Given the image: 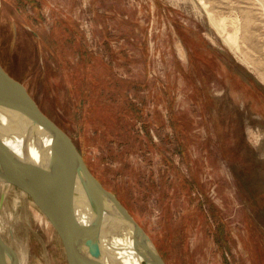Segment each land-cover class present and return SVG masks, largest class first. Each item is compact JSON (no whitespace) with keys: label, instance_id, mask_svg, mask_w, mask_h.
<instances>
[{"label":"rangeland","instance_id":"obj_1","mask_svg":"<svg viewBox=\"0 0 264 264\" xmlns=\"http://www.w3.org/2000/svg\"><path fill=\"white\" fill-rule=\"evenodd\" d=\"M0 60L167 264H264V0H0ZM1 191L0 259L68 264Z\"/></svg>","mask_w":264,"mask_h":264},{"label":"water","instance_id":"obj_2","mask_svg":"<svg viewBox=\"0 0 264 264\" xmlns=\"http://www.w3.org/2000/svg\"><path fill=\"white\" fill-rule=\"evenodd\" d=\"M4 114L22 124L20 130L10 129L21 138L23 155L3 140L5 129L0 119V182L15 185L33 200L59 235L68 264H120L124 247L114 245V236L132 240L139 262L166 264L127 206L89 168L71 136L0 62V115ZM34 139L38 140L37 157L31 153ZM2 199L3 191L0 203ZM81 211H86L85 216H80ZM105 224H115L111 238L109 233L105 238L102 235ZM110 247L120 253L118 260H110ZM9 262L13 261L0 259V264Z\"/></svg>","mask_w":264,"mask_h":264},{"label":"bare ground","instance_id":"obj_3","mask_svg":"<svg viewBox=\"0 0 264 264\" xmlns=\"http://www.w3.org/2000/svg\"><path fill=\"white\" fill-rule=\"evenodd\" d=\"M0 119L2 120V128L5 129V131L3 132V140L5 141V143L9 146V148H11L16 154H19V155H23V148L21 146V138H19V136H15L12 132V129H22V124H20L17 120L18 119H15V118H12L10 117L9 115H0ZM11 133H9V132ZM34 143V146L31 145V153H33V156L34 157H37L38 156V153H37V144H38V140L37 139H34L33 141ZM1 183L3 184V186H6V183L7 182H0V185ZM81 206L84 207L86 205L85 201L82 200L80 202ZM83 213V214H82ZM82 214V215H80ZM80 216H85L86 214V211L84 212H80ZM112 225H115V224H105L103 226V229H102V235L103 237L105 238L106 235H108V237L111 238V235L110 233H112V231L116 230V227L112 228ZM112 242H114V245L116 246H120L122 245L124 247L123 251H121L120 253L124 252L122 255V260H120V264H144L142 262H139V258L137 255L134 254L133 252V249H132V240L127 237V236H124V237H119V236H114V239L112 240ZM112 248V249H110ZM108 248V252H111V254H109V256H111V259L110 260H118V258H120V253L116 250H113V247H110ZM107 255V254H106ZM108 262V261H107ZM8 264H15L14 262H9Z\"/></svg>","mask_w":264,"mask_h":264},{"label":"trees","instance_id":"obj_4","mask_svg":"<svg viewBox=\"0 0 264 264\" xmlns=\"http://www.w3.org/2000/svg\"><path fill=\"white\" fill-rule=\"evenodd\" d=\"M0 62H1V60H0ZM3 65V64H2ZM3 67L5 68V66L3 65ZM6 69V68H5ZM7 70V69H6ZM60 125V124H59ZM80 150V149H79ZM80 152H81V150H80ZM84 157V156H83ZM84 159H85V157H84ZM86 161V163H87V165L89 166V168L93 171V173L95 174V176L97 175V173H99L98 171H97V168L93 165V164H91V162L90 161H87V160H85ZM99 180H100V178L98 177V176H96ZM101 181V180H100ZM119 195V194H118ZM164 258V257H163ZM165 260V259H164ZM166 264H167V262H166Z\"/></svg>","mask_w":264,"mask_h":264}]
</instances>
